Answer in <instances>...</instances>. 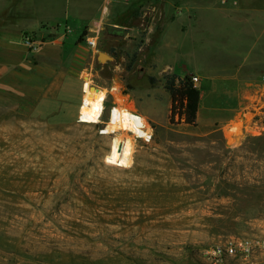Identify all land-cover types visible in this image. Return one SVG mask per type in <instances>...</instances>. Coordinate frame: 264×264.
<instances>
[{"label": "rangeland", "instance_id": "1", "mask_svg": "<svg viewBox=\"0 0 264 264\" xmlns=\"http://www.w3.org/2000/svg\"><path fill=\"white\" fill-rule=\"evenodd\" d=\"M140 5L121 20L137 28L130 38L99 29L100 50L114 49L112 64L88 65L80 82L66 71V93L88 83L105 92L99 122L81 121L83 98L76 105L68 95L59 103L33 97L19 112L15 98L0 96V264H205V247L229 237L264 238L263 101L238 103V89L202 82L192 74L198 58L179 55L176 74L185 77V66L199 78L201 103L197 125L172 124L165 77L153 87L140 73L150 55L149 27L157 34L162 25L161 0ZM0 24H11L7 11ZM119 80L128 95V111L120 112L139 129L146 125L149 142L110 124L106 89ZM130 111L146 120L142 126ZM116 137L129 154L124 166L111 163Z\"/></svg>", "mask_w": 264, "mask_h": 264}, {"label": "crops", "instance_id": "2", "mask_svg": "<svg viewBox=\"0 0 264 264\" xmlns=\"http://www.w3.org/2000/svg\"><path fill=\"white\" fill-rule=\"evenodd\" d=\"M141 1L0 0V14L7 11L11 23L0 24V96L15 98L19 112L33 97L44 96L47 103L63 102L66 95L76 105L85 101L88 85L66 93V71L80 82L78 76L88 65L101 63L72 33L114 25L124 30L110 35L126 40L137 28L129 29L121 20L133 17L131 9ZM161 5V28L155 34L151 25L145 39L144 47L151 49L141 69L147 75L162 83L166 75L177 73L174 61L179 55L194 56L198 60L192 74H200L202 82L213 79L218 88L238 89L240 104L257 98L264 103V0H161ZM24 35L40 43L36 51ZM208 56L216 62H209ZM183 70L190 73L185 66ZM83 78L90 81L87 74ZM116 89L126 90L123 81L106 90L110 94ZM166 95L172 107L171 95ZM142 113L153 119L147 110Z\"/></svg>", "mask_w": 264, "mask_h": 264}, {"label": "built area", "instance_id": "3", "mask_svg": "<svg viewBox=\"0 0 264 264\" xmlns=\"http://www.w3.org/2000/svg\"><path fill=\"white\" fill-rule=\"evenodd\" d=\"M119 1L127 3L130 0ZM223 3H226V1H223ZM99 31V29L90 31L93 35H86L84 41L86 47L95 55H98L101 51L99 48ZM24 40L28 45L33 44L32 39L28 37ZM193 81L196 85L199 82V78L194 76ZM118 92H120L118 89L110 92V95L113 96L112 112L115 110L128 111L127 107H125L126 102H128L125 96L128 95L123 94L122 91L120 93ZM138 116L142 117L141 115ZM143 130L145 134L141 138L149 142L152 135L146 129V125L143 127ZM201 257L205 264H264V238L229 237L224 241L203 248L201 250Z\"/></svg>", "mask_w": 264, "mask_h": 264}, {"label": "trees", "instance_id": "4", "mask_svg": "<svg viewBox=\"0 0 264 264\" xmlns=\"http://www.w3.org/2000/svg\"><path fill=\"white\" fill-rule=\"evenodd\" d=\"M141 6L136 7L134 5L132 10L139 11ZM135 14H133L134 16ZM108 32V31H107ZM109 34H116V32H108ZM88 34V31H84L80 37V41L83 42L84 38ZM114 49H111L110 54ZM137 59L136 55L133 56L132 62L128 67V70L131 71L135 66ZM140 73H143V70L140 69ZM193 75L187 74L185 77L180 75L168 74L165 76V90L171 95L172 98V107L170 121L172 124L176 122L184 123L186 125L195 126L198 121V114L201 103V90L195 85L193 81ZM151 85L154 87L159 83V80L155 77H148Z\"/></svg>", "mask_w": 264, "mask_h": 264}, {"label": "bare ground", "instance_id": "5", "mask_svg": "<svg viewBox=\"0 0 264 264\" xmlns=\"http://www.w3.org/2000/svg\"><path fill=\"white\" fill-rule=\"evenodd\" d=\"M86 85H88V88L86 90L84 104L80 110V119L81 121L87 123H97L101 119V116L104 112L105 92H102L97 88L92 89L89 83L85 84V86ZM144 120V118H141L137 119L136 122L142 126V122H144ZM119 123L125 125L127 130L134 131L138 137H142L145 134L143 129H139L138 127L134 126L133 123L129 121L128 118L125 117L120 111L115 110L112 113V120L110 124H113L112 126H117L115 124ZM112 126L110 125V127ZM110 127L109 129H111ZM113 131L114 130H112V132ZM103 133L109 134L110 131L107 128V130H104ZM112 144L113 146L110 153L111 163L117 166H124L128 163L129 154L124 148L123 140L120 137H116Z\"/></svg>", "mask_w": 264, "mask_h": 264}, {"label": "water", "instance_id": "6", "mask_svg": "<svg viewBox=\"0 0 264 264\" xmlns=\"http://www.w3.org/2000/svg\"><path fill=\"white\" fill-rule=\"evenodd\" d=\"M104 28L108 31V32H123L124 28L120 27V26H114V25H104ZM114 59L113 57L103 51H100L97 55V61L101 64H106L108 62H112ZM95 87H92V89H94Z\"/></svg>", "mask_w": 264, "mask_h": 264}]
</instances>
